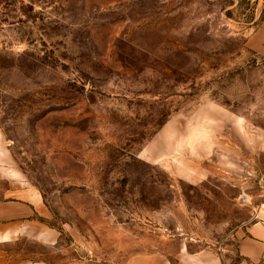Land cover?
<instances>
[{
	"label": "rangeland",
	"instance_id": "1",
	"mask_svg": "<svg viewBox=\"0 0 264 264\" xmlns=\"http://www.w3.org/2000/svg\"><path fill=\"white\" fill-rule=\"evenodd\" d=\"M0 149L59 236L18 257L248 264L264 0H0Z\"/></svg>",
	"mask_w": 264,
	"mask_h": 264
},
{
	"label": "crops",
	"instance_id": "2",
	"mask_svg": "<svg viewBox=\"0 0 264 264\" xmlns=\"http://www.w3.org/2000/svg\"><path fill=\"white\" fill-rule=\"evenodd\" d=\"M6 159L4 150L0 149V180H5L7 184L0 193V264H91L73 248H62V255L56 261L21 258L10 250V246L20 240L55 245L59 236L39 220L43 206L40 194L19 178L5 175V171L9 170L3 165ZM237 253L248 264H264V204L255 210L251 222L240 235ZM132 264L167 263L160 257H148Z\"/></svg>",
	"mask_w": 264,
	"mask_h": 264
}]
</instances>
